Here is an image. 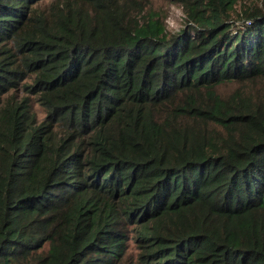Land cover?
<instances>
[{
    "label": "trees",
    "instance_id": "1",
    "mask_svg": "<svg viewBox=\"0 0 264 264\" xmlns=\"http://www.w3.org/2000/svg\"><path fill=\"white\" fill-rule=\"evenodd\" d=\"M243 1L189 0L167 37L136 0H0V264H264Z\"/></svg>",
    "mask_w": 264,
    "mask_h": 264
},
{
    "label": "rangeland",
    "instance_id": "2",
    "mask_svg": "<svg viewBox=\"0 0 264 264\" xmlns=\"http://www.w3.org/2000/svg\"><path fill=\"white\" fill-rule=\"evenodd\" d=\"M124 1V0H119ZM137 28L151 29L167 37L175 36L188 27L186 6L189 0H136ZM263 0H245L237 10L244 13L257 12L262 8ZM235 25L240 26V22Z\"/></svg>",
    "mask_w": 264,
    "mask_h": 264
},
{
    "label": "built area",
    "instance_id": "3",
    "mask_svg": "<svg viewBox=\"0 0 264 264\" xmlns=\"http://www.w3.org/2000/svg\"><path fill=\"white\" fill-rule=\"evenodd\" d=\"M247 24H250L249 22H247Z\"/></svg>",
    "mask_w": 264,
    "mask_h": 264
},
{
    "label": "clouds",
    "instance_id": "4",
    "mask_svg": "<svg viewBox=\"0 0 264 264\" xmlns=\"http://www.w3.org/2000/svg\"><path fill=\"white\" fill-rule=\"evenodd\" d=\"M250 23V22H249ZM246 24H247V22H246ZM247 25H249V24H247Z\"/></svg>",
    "mask_w": 264,
    "mask_h": 264
}]
</instances>
